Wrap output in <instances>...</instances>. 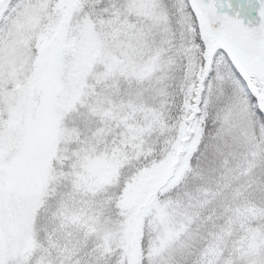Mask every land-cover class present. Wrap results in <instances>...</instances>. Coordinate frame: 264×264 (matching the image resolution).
<instances>
[{
  "label": "snow or ice",
  "instance_id": "obj_1",
  "mask_svg": "<svg viewBox=\"0 0 264 264\" xmlns=\"http://www.w3.org/2000/svg\"><path fill=\"white\" fill-rule=\"evenodd\" d=\"M0 264H264V0H0Z\"/></svg>",
  "mask_w": 264,
  "mask_h": 264
}]
</instances>
